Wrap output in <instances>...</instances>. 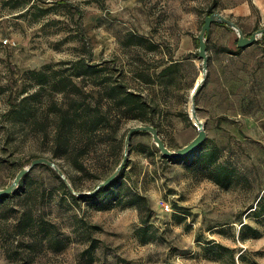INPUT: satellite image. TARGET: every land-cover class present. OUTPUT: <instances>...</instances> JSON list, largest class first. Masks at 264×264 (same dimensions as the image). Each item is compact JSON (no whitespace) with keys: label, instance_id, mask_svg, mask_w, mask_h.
Segmentation results:
<instances>
[{"label":"rangeland","instance_id":"obj_1","mask_svg":"<svg viewBox=\"0 0 264 264\" xmlns=\"http://www.w3.org/2000/svg\"><path fill=\"white\" fill-rule=\"evenodd\" d=\"M56 1L0 0V188L12 182L17 165L29 161L28 165L39 156L51 158L53 150L38 128L30 124L12 128L5 116L11 103L23 96V89L35 87L27 71L86 58L84 46L89 45L93 61L115 73L130 70L132 87L151 91L163 60H177L173 78L169 83L162 80L167 87L156 95L159 134L176 149L198 134L189 115V97L203 75L198 35L213 1L214 12L235 21L246 36L264 27L253 5L246 15L228 12L246 0H68L71 6ZM37 5L51 8L40 15ZM237 40L233 28L211 24L207 73L195 98L206 131L204 141L220 146L221 162L236 168L229 187L181 159L198 151L165 162L158 153L149 152L154 145L161 153L149 133H135L126 171L133 189L147 196L152 209L150 222L142 225L139 210L125 201L104 209L93 200L63 199L65 190L55 169L38 164L27 172L45 186L36 190L35 209L57 224L67 246L58 252L43 249L29 263L10 259L0 238V264H87V249L92 250L93 244L91 264H125V260L130 264H264V214H253L255 206L264 208V34L242 48ZM49 93L42 91L36 100L43 114ZM122 121L123 139L130 126L142 122ZM101 143L90 158L95 169L80 172L63 158L53 159L83 191H91L105 178L103 166L112 161L111 146ZM7 209L11 211V205ZM147 212L143 208L142 213ZM3 216L0 212V234H7L12 226ZM245 222L259 228L261 236L240 240L238 232ZM209 240L231 247L234 258L229 252L220 258L207 252L204 245Z\"/></svg>","mask_w":264,"mask_h":264},{"label":"trees","instance_id":"obj_2","mask_svg":"<svg viewBox=\"0 0 264 264\" xmlns=\"http://www.w3.org/2000/svg\"><path fill=\"white\" fill-rule=\"evenodd\" d=\"M56 2L64 6L72 5L68 0ZM215 6L216 1H213L207 14L214 12ZM36 8L40 15H44L51 7L37 5ZM77 9L81 11L79 7ZM84 48L88 55L86 58L81 56L62 60L56 65L48 64L41 69L27 71L35 87L32 91H29V88L23 89V96L11 103L5 116L12 128L24 127L26 124L38 128L53 146L51 159L63 158L76 171L95 169V167L92 168L94 163L90 160L92 153L102 148L101 142H107L112 148V161L103 166L102 175L106 178L114 171L122 158L124 144L123 135L120 132L122 118L138 119L142 121L141 123L153 124L160 133L159 123L156 120L158 113L156 95L166 89L167 84L163 85L162 80L170 82L176 72L178 61L171 58L164 59L161 63L163 67L154 79L151 91H146L132 87L130 80L134 78V75L128 73L131 72L130 70L121 68L115 73L112 68L108 69L106 65L103 66L102 63L92 60V49L89 45ZM60 64L62 65L57 67ZM138 76L149 82V79ZM45 90H49L50 97L48 110L43 114L45 111L37 107L36 100ZM183 116L189 118L185 111ZM149 148V152L158 153L162 161L171 160L162 155L154 145ZM194 151L198 153L181 159L190 160L191 167L195 171L207 172L215 183L229 187L237 171L235 167L228 166L224 161L221 162V147L204 141ZM27 162L29 161L17 165L16 173ZM44 166L51 170L50 166L45 164ZM127 167L128 164L125 163L116 178L103 186L95 195L73 193L64 179L56 171L53 172L65 190L61 195L63 199L68 196L79 201L93 200L104 209L113 208L125 201L126 206H135L139 210L141 223L146 225L150 222L152 209L147 196L141 191L134 190L127 180L129 178ZM67 177L77 192L84 190L73 178L68 175ZM41 186L45 189L44 183L40 184L30 178V173H26L20 179L15 191L0 195V212L5 215L4 221L10 222L12 226L10 233L0 234L1 243L6 255L14 261L22 258L24 262L30 263L34 255L43 249L58 252L67 246V241L61 235L57 224L35 209L34 203L39 197V192L36 190ZM16 199L18 203H12ZM8 205H11V211L7 209ZM143 208L148 210L145 215L142 213ZM253 214L256 216L264 214V208L255 206ZM260 236L259 228L246 222L241 224L238 232L240 240ZM91 248L92 250L87 249L89 252L87 264L95 261L94 256L90 254L94 252L96 245L93 244ZM204 249L217 258L226 252L234 258L231 247L214 240L207 241ZM124 262L130 264L128 260Z\"/></svg>","mask_w":264,"mask_h":264},{"label":"water","instance_id":"obj_3","mask_svg":"<svg viewBox=\"0 0 264 264\" xmlns=\"http://www.w3.org/2000/svg\"><path fill=\"white\" fill-rule=\"evenodd\" d=\"M214 22L224 23L225 25L236 30L238 34L237 45L240 48L253 44L257 40L258 35L264 34V27H260L257 30L253 31L249 36H246L244 32L242 31V29L237 25L235 21L224 16L220 12H212L204 18L202 29L200 31V34L198 35V53H197L199 58L202 59L203 75L201 79L197 81L189 97V104H190L189 115L192 121L198 127V134L190 142H188L186 145L182 147L171 149L170 147L166 145L165 141L159 134L158 128L155 125L150 124V123H137V124L130 126L125 133L124 141H123L124 143L123 144V154H122V158L119 164L117 165V167L114 169V171L110 175H108L105 179L101 180L95 186V188L92 189L91 191L77 192L73 188L72 184L69 182V179L67 175L65 174V172L63 171V169L59 167V165L53 159L46 157V156H39V157L33 158L30 164L22 166L16 173L12 182L3 188H0V195L8 194V193L15 191L16 188L18 187L20 179L38 164H45V165H48L54 168L55 171L64 179V181L67 183V185L69 186L70 190L73 193L77 195H95L103 186L111 183L116 178V176L119 174L120 170L124 167L125 163L127 162L128 155H129V144H130L131 137L135 133H139V132L149 133L155 145L160 149L162 155L164 156L171 157V158H179V157L186 156L190 154L191 152H193L197 147H199L204 142L206 138V131L204 128V124L201 121V119H199L196 109H195L196 108L195 98H196V93L202 86L206 73H207L208 55H207L206 39L208 37L211 24Z\"/></svg>","mask_w":264,"mask_h":264},{"label":"crops","instance_id":"obj_4","mask_svg":"<svg viewBox=\"0 0 264 264\" xmlns=\"http://www.w3.org/2000/svg\"><path fill=\"white\" fill-rule=\"evenodd\" d=\"M251 5H253L257 10L260 15L261 22L264 23V0H246L231 6L228 12L235 15H246L251 12Z\"/></svg>","mask_w":264,"mask_h":264}]
</instances>
